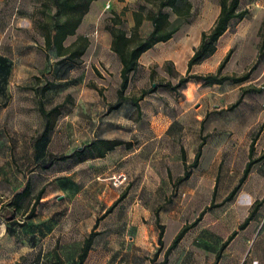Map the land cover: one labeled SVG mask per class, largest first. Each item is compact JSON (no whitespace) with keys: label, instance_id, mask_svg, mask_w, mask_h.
<instances>
[{"label":"rangeland","instance_id":"374dc122","mask_svg":"<svg viewBox=\"0 0 264 264\" xmlns=\"http://www.w3.org/2000/svg\"><path fill=\"white\" fill-rule=\"evenodd\" d=\"M159 1L97 2L64 43L70 47L79 36L89 38L86 52L74 61L46 47L42 25L52 21V0L0 2V54L12 62L0 94V264H77L92 232L83 264H159L177 233L200 216L170 253V264H264V0H241L246 16L233 20L216 52L191 71L217 74L231 50L220 75L247 74L246 81L206 85L191 79L177 92L164 86L188 75V60L202 33L214 25L221 1L189 0L190 23L142 55L126 100L112 108L122 63L112 50L109 28L130 35L139 14L144 38ZM152 88L138 109L131 99ZM250 88L262 90L245 93L232 108ZM41 106H59L60 114L43 155L37 156L45 125ZM98 139L123 143L104 157L80 161L77 152ZM201 144L191 179L177 183L182 196L160 199L168 191L166 176L182 177ZM249 160L258 161L226 201ZM28 182L32 195L20 208L12 206L13 195ZM191 187L197 188L192 195L185 192ZM150 205H179L181 220L164 228L156 222V231L149 230L145 209ZM31 210L34 216L28 218ZM249 215L251 221L240 230ZM235 229L238 234L216 261L231 234L226 232Z\"/></svg>","mask_w":264,"mask_h":264},{"label":"trees","instance_id":"16d2710c","mask_svg":"<svg viewBox=\"0 0 264 264\" xmlns=\"http://www.w3.org/2000/svg\"><path fill=\"white\" fill-rule=\"evenodd\" d=\"M93 1L96 0H52L53 6L56 9L52 16V21L50 23L42 25V28L44 30L43 36L47 49H55L58 56H66L68 60L72 61L84 55L90 44L88 37L79 36L77 38V41L70 47L65 46L64 43L69 36L75 35L77 33V30L81 25L85 15L88 13L90 5ZM240 3L241 0L220 1L221 11L218 18L209 31H204L202 33L201 42L195 48L194 54L188 61V75L182 77L177 84H173L172 82L165 83V87L177 92L180 88L185 87L191 79L201 80L206 85H221L225 83V81L232 79L236 83H241L248 79L249 76L247 74L237 78H232L227 75H220V72L222 71L225 63L230 58L231 50L219 65L217 74H191L192 68L195 65L202 63L204 60H206L216 52L219 39L230 28L233 20H241L246 16L247 11L239 9ZM169 9L177 16L176 20L171 19V12L169 11ZM191 9L192 5L189 0H160L159 9L157 10V12L149 15L148 17V19L152 22L153 28L151 32L144 38L139 35L138 31L142 24V18H140L139 14H136V23L130 35H128V33L122 28H109L112 34V50L118 54L122 63V82L118 91L119 97L118 101L112 106V108L117 109L121 107L123 101L126 100L124 93L129 86L132 73H134L140 67L139 60L141 55L147 50L154 47L157 43L170 40L180 30L183 24L190 23L191 20L189 19V16L191 13ZM11 69L12 62L9 60V58L5 55H0V94L7 85L8 78L11 74ZM255 90L261 91L262 89H246L239 100L231 107L233 108L237 106L242 101L243 95L245 93ZM154 91V88L150 90H143L141 96L132 98L131 101L139 109V101L142 100L147 94ZM40 111L42 113V116L44 117L45 125L43 132L37 139V156L43 155L47 147L49 135L55 127L56 118L60 114L59 106H55L50 110H47L44 106H41ZM122 143L123 142L119 140L98 139L91 142L86 146V148L79 150L77 153L78 155H80V161H84L89 158L104 157L107 152L113 150L117 145H120ZM202 145L203 144L199 146V150L197 151L193 162L189 165V168L185 170L184 175L179 179V181H183L188 178L191 174L190 170L198 166ZM86 151H88V153ZM256 161L258 160H249L242 177L239 179L238 184L226 197V201L231 200L235 196L243 182L248 177L249 173L251 172L252 166ZM31 195V186L28 182L21 190L15 192L10 203L12 206L15 205L17 208H20L22 201L30 197ZM39 198H41L40 194L37 196V199ZM116 203L114 205H116ZM113 207L114 206H112L111 209ZM203 213L204 211L201 213V215H203ZM33 216L34 212H32L31 210V213H29L27 217L32 218ZM200 217L195 222L190 224V226L183 227L177 233L172 243L168 246L163 261L159 264L168 263L170 253L179 245L188 229L192 225H195L199 219H201ZM251 217L252 216L249 215L245 219V221L240 224V230L246 228V226L252 219ZM161 227L164 228V226ZM238 231L239 230L233 231L228 239L222 243L219 252L216 254V261L221 258L222 251L236 237ZM93 235L94 232H92L88 237L85 238L81 251L78 255L77 264H83L85 259L87 258V255L93 245ZM163 236L164 233L163 231H161L158 239L160 248L164 244ZM216 263L217 262H215L214 264Z\"/></svg>","mask_w":264,"mask_h":264},{"label":"crops","instance_id":"0c3cea01","mask_svg":"<svg viewBox=\"0 0 264 264\" xmlns=\"http://www.w3.org/2000/svg\"><path fill=\"white\" fill-rule=\"evenodd\" d=\"M1 1H4V0H0V2ZM99 1H101V0H96V1H93L92 2V4L90 5V9H89V11H88V13L85 15V17L89 14V12L91 11V9L93 8V5H95L97 2H99ZM110 1V0H109ZM220 11H221V6L219 7V10H218V12H217V16H216V18H215V20H214V23H215V21H216V19L218 18V16H219V14H220ZM85 17H84V19H85ZM84 19H83V21H82V23H81V25L79 26V28H78V31L81 29V26H82V24H83V22H84ZM152 28H153V26H152ZM181 29V28H180ZM152 30V29H151ZM229 30V29H228ZM227 30V31H228ZM180 31V30H179ZM227 31L225 32V33H227ZM151 31H149V33H150ZM148 33V34H149ZM224 33V34H225ZM147 34V35H148ZM146 35V36H147ZM176 35V34H175ZM174 35V36H175ZM145 36V37H146ZM173 36V37H174ZM222 37H223V35H222ZM221 37V38H222ZM220 38V39H221ZM173 38H171L170 40H172ZM201 39H202V35H201ZM201 39H200V42H201ZM219 39V40H220ZM170 40H168V41H170ZM168 41H166V42H168ZM200 42H199V44H200ZM159 43H162V42H159ZM159 43H157V44H159ZM111 44H112V40H111ZM156 44V45H157ZM198 44V45H199ZM155 45V46H156ZM154 46V47H155ZM154 47H152L151 49H153ZM151 49H149V50H151ZM149 50H147L146 52H148ZM146 52H144V53H146ZM143 53V54H144ZM142 54V55H143ZM194 54V53H193ZM0 55H3V54H0ZM142 55H141V57H142ZM140 57V58H141ZM208 59V58H207ZM189 61V60H188ZM205 61V60H204ZM139 62H140V60H139ZM201 64V63H200ZM198 65V64H197ZM187 68H188V63H187ZM215 85H220V84H215ZM169 128H167V130H168ZM166 130V131H167ZM190 164H188L187 166H189ZM190 172H191V170H190ZM191 177H192V174H190V176L188 177V178H186L185 180H183V181H179V179L181 178H179L177 181L173 178V177H171V176H169V175H167L166 176V178H165V181H166V184H167V187H166V189L168 190L163 196H161V198L160 199H165L166 198V196H168V195H170V194H173V195H177L178 196V198H180L181 196H182V194H183V191H184V188L183 187H179L178 188V185H177V183H183V182H186L188 179H191ZM197 188H194L193 189V187H191L190 188V190H188V189H185V192L186 191H189V193L192 195L193 193H195ZM159 199V200H160ZM159 203H161V202H159ZM158 206L157 205H150V207L148 208L149 210H147V209H145V213L150 217V223H148L147 224V229H149V230H152V231H156V224L157 223H160L161 224V226H164V227H166V226H168L169 224H177L178 222H179V220H181V214H182V210H181V206H177V205H175V206H173V207H171V206H164V207H162V206H159L158 208H157ZM153 219V220H152ZM152 220V221H151ZM157 222V223H156ZM174 226V225H173ZM235 230H238V229H235ZM235 230H233V231H235ZM233 231H229V232H226L227 233V235H229V233H231L232 234V232ZM230 234V235H231ZM229 235V236H230ZM229 236H227V238H226V240L228 239V237ZM158 239H159V235H158ZM226 240H223V242L224 241H226ZM173 241V240H172ZM84 243V242H83ZM172 243V242H171ZM170 243V244H171ZM230 244V243H229ZM179 245H180V243H179ZM178 245V246H179ZM222 245V244H221ZM83 246V245H82ZM177 246V247H178ZM176 247V248H177ZM82 248V247H81ZM175 248V249H176ZM174 249V250H175ZM80 253V252H79ZM79 253H78V255H79ZM78 255H77V258H78ZM171 263V261H168V263L167 264H170Z\"/></svg>","mask_w":264,"mask_h":264},{"label":"built area","instance_id":"2783aa9c","mask_svg":"<svg viewBox=\"0 0 264 264\" xmlns=\"http://www.w3.org/2000/svg\"><path fill=\"white\" fill-rule=\"evenodd\" d=\"M108 8L110 7V4H108V6H107Z\"/></svg>","mask_w":264,"mask_h":264}]
</instances>
